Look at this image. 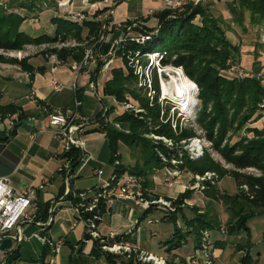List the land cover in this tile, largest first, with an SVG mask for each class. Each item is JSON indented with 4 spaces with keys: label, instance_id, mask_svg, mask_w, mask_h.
I'll return each mask as SVG.
<instances>
[{
    "label": "trees",
    "instance_id": "16d2710c",
    "mask_svg": "<svg viewBox=\"0 0 264 264\" xmlns=\"http://www.w3.org/2000/svg\"><path fill=\"white\" fill-rule=\"evenodd\" d=\"M42 1L50 3L53 0H14V3L9 5L23 10L25 14L7 11L0 5V50L19 51L26 45L63 43L61 47L50 46L41 54L45 59L54 55L60 62L71 60L76 63L83 59L88 48L92 47L99 54L108 52L110 43L102 42L103 44L98 45L96 42L101 26V22L96 17L107 11L106 7L96 10L91 17L85 15L80 22L67 16H52L50 18L54 26L52 33L31 35L22 30L21 24L24 21L35 16V13L43 11L38 3ZM99 1L103 0H87L90 3ZM210 5L211 3L204 2L191 3L180 12L162 9L154 14L156 19L154 25L146 24L148 17L143 20L127 21L124 39L118 44L113 56L119 57L122 64L110 69L103 83L102 95L112 98L115 104L120 106L127 103L131 106L121 109L112 104L106 111L107 117L115 110L112 121L99 116L100 120L104 121L96 128V131L99 130L105 134L111 155L112 172L96 187V191L107 193L116 191L121 185L119 180L124 172L147 176L153 169L158 170L164 167L180 168L192 175L203 176L207 172H217L221 177L224 176L228 171L221 167L208 149H203L201 155L195 156L193 153L190 154L187 147L180 144L182 140L188 142L197 136L194 125H198L203 130L205 138L211 142V147L226 162L238 169L254 168L260 173L256 176L251 173L229 171L238 187L244 184L248 187L252 198L243 192L240 195L222 193L214 185L208 184L209 181L205 182L211 187L208 188L210 190L205 191L206 196L225 205L228 234L236 235L241 230L248 234L246 222L255 214L243 212V202L264 208V124L261 128L251 126L264 116V108L259 106L264 101V70L261 69L260 62L257 60V53L252 63V73L228 77L222 72L233 66L240 67V46L233 43L226 35L230 24L233 23L245 30V17L248 15V21L252 26L262 25L264 28V0L227 2L229 14L226 13L225 17L222 14L214 15ZM133 22L136 25H132ZM131 31H135L139 37H144L143 43L132 40L131 34H127ZM72 40L74 44L66 45ZM263 47L264 45H257L256 52H260ZM151 53L161 55V66L170 64L176 68L181 67L186 80L196 84L199 107L194 122L182 125L179 118L174 120V116H171L169 106L161 105L154 68H152L149 87L144 73L140 75L138 72L139 66L145 67L149 64L147 54ZM0 63L18 65L30 77L35 72L44 71V67L31 65L29 57L18 59L0 53ZM102 64L103 59L100 58L95 65L93 75L98 72ZM13 114H17V121L26 118V115L16 106L0 107L1 119ZM115 123L119 126L116 127ZM15 133L16 127L9 130L8 135L0 137V140L7 141ZM161 137L170 140L171 143H165ZM120 142L130 147L132 152H139L142 163L139 164L136 161L132 167H129L117 161L120 159L118 152ZM79 152V148L70 146L60 155L71 166L78 160ZM74 168L70 167L69 172ZM189 193L190 190H185L178 195L173 201V205H177L176 213L167 211L168 214L164 217L172 221L174 226L169 240L164 242L169 246V250L181 246L186 235L191 233L198 237L199 244L200 231L212 226L210 216L204 211L199 212L200 209L196 206L191 207L192 217L184 216L182 200L188 197ZM60 194H64V188L60 190ZM65 197L71 199L75 205L80 202L78 197H73L70 190ZM109 204L102 198L98 199L92 212L97 218L96 223L99 224L100 217ZM43 207L46 209L47 204ZM92 213L88 212L86 215ZM178 214L187 229H190L189 231L183 232L177 226ZM127 233L120 236H106L104 239L109 245H113L115 239H120L119 237L122 238L120 241L128 242L133 231L129 236ZM84 239H89L87 234ZM210 248L214 250L213 245ZM107 258L111 259L112 255ZM252 261V256L247 251L241 262L251 264Z\"/></svg>",
    "mask_w": 264,
    "mask_h": 264
},
{
    "label": "crops",
    "instance_id": "0c3cea01",
    "mask_svg": "<svg viewBox=\"0 0 264 264\" xmlns=\"http://www.w3.org/2000/svg\"><path fill=\"white\" fill-rule=\"evenodd\" d=\"M118 1V4L113 7V13L108 16L112 22V28L107 35L109 41L106 43L110 44L123 36L124 28L128 26L127 21L143 20L148 17L146 24L151 25L152 21L154 25L156 21V19L154 21V14L163 9L161 0ZM211 1L219 9V14L225 17L228 13L225 10V4L232 0H207L212 4ZM103 7H105L103 1L90 3L87 0H72L69 6L76 11L82 10L88 17ZM51 9L49 7L39 12L37 20L39 21L44 13L51 14ZM52 16L54 15L48 16L49 20ZM132 25L136 24L133 22ZM53 27L50 22V33ZM103 55L106 56L107 53ZM33 59L34 57L29 60L30 64H33ZM102 59L104 62V57ZM40 61L42 62L37 65L44 66V71L35 72L32 77L18 65L0 63V80L8 84L9 89L22 86L30 88V92L24 97L15 96L10 100L4 99V94L0 91V107L16 106L26 115L25 119L33 122L16 127L15 135L7 141L0 140V177H8L13 186L18 188L35 187L38 203L36 208L31 206L26 210L29 218H21L17 224L21 229V238L13 240L10 249L0 250V264H115L113 260L107 258L93 239H84L85 225L74 205L65 195L68 190L74 193L97 187L110 176L111 155L105 134L102 131H96V128L104 121L100 120L99 116L106 117L107 109L112 104H116L112 98L103 95L99 96V99L96 95L94 99L89 98L92 99L89 103L88 99H83V92H92L89 90L90 83L95 84L98 80V73L92 74L93 65L77 72L75 71L76 62L71 60L60 62L54 56H50L46 59L47 62H44L43 58ZM51 63H57V65H53L51 69ZM66 67H69L76 81L66 76L61 77V69ZM104 80L103 78L98 84L104 83ZM88 83L89 87H86ZM56 84L61 86L60 90L54 89ZM76 99L82 102L79 112L87 117L83 131L77 133V138L83 143L87 159L79 162L74 170L69 172L68 162L60 155L63 152L62 142L48 120L49 114L57 111L65 112L72 108ZM113 116L114 114H109L106 119L110 121ZM4 119L2 124L5 129L0 131V137L8 135V127ZM98 170L102 171L100 178H96ZM86 178H89V181H85ZM83 181L86 182L85 185L82 184ZM154 181L153 184L157 185L155 176ZM62 188H64L63 195L60 194ZM45 204H47L46 209L43 207ZM145 209L129 199L117 198L114 203L106 206L100 217L97 231L101 235H108L125 233L130 229L133 234L129 237L128 243L138 246L144 252L171 259L170 264H174L177 257L183 260L192 255H195L198 264L206 261L203 250L198 249V242H195L192 235L187 236L178 248L169 250V246L164 244L172 235L169 229L168 234L157 233L155 241H158L160 245L151 244L146 238L149 232L146 219L156 209L151 208L147 211ZM161 211L164 213L156 218L161 217L166 220L164 217L167 216V211ZM192 213L190 208L183 210L187 218L192 217ZM49 214L52 216V222L49 226H44V221ZM177 221L181 223L183 219L178 217ZM18 227L10 233H19ZM59 240H62V244L54 250V245L55 243L57 245ZM223 241L219 242L217 239L213 241L214 264H227L225 249L221 248ZM162 243L163 246H161ZM185 245L187 246L184 247ZM237 259L239 255L236 256Z\"/></svg>",
    "mask_w": 264,
    "mask_h": 264
},
{
    "label": "rangeland",
    "instance_id": "374dc122",
    "mask_svg": "<svg viewBox=\"0 0 264 264\" xmlns=\"http://www.w3.org/2000/svg\"><path fill=\"white\" fill-rule=\"evenodd\" d=\"M57 1L58 0H53V1H50V3L46 1L38 2L40 5V9L45 10L50 7L52 8L51 9L52 13L51 14L44 13V16L41 17L39 21L37 20L38 14L35 13V16L30 17L31 20L28 19L21 24V29L31 35H37L39 33H50L51 31L50 20L48 16L52 14L54 16L61 15L60 10L58 8L59 5L57 4ZM68 1H69L68 6L69 5L71 6L72 0H68ZM211 2L212 4L210 5V10L212 11L214 15L219 14L220 13L218 12L219 9L215 7V5L213 4V1ZM13 3H14V0H0V5H2L4 9H6L7 11H12L16 13L19 12L21 14H25L23 10H19L17 8L9 6L10 4H13ZM204 3L208 4L207 0ZM68 9L70 8L68 7ZM225 10L226 12L228 11L226 4H225ZM154 21H155V18H154ZM151 23L153 22L151 21ZM130 34L131 36H137L135 31H131ZM226 35L233 43L238 44L240 46V50H241V61H240L241 68L240 69L243 71L244 74L252 73L251 72L252 63H253V60L256 59L255 55L257 53H258L257 60H259L260 62L259 64L261 65V69L264 70V47L260 52H256L255 50V47H257V45H262V46L264 45V28L262 27V25L252 26V24H250V22L248 21V15H246L245 30L231 23L230 27L228 28L226 32ZM69 44H74L73 40L68 41L66 43V45H69ZM97 44L101 45L103 43L98 41ZM62 45L63 43H56L54 45H47V44L26 45L19 51L4 52L0 50V53H3L7 56H14V57H17L18 59L29 57V60H30L31 58L34 57V59L32 60V63L35 64V66L33 64L31 65H33L34 67H44L41 65H37L38 63L42 62L40 61L41 58L45 60L44 62H47L46 59L44 58V55H42L41 52L45 50L46 48H49L50 46L61 47ZM93 55L94 57H96V63H98V60L100 59V54L97 51H94L93 49ZM51 56H54V55H51ZM160 58L150 59V57L147 56L148 63L149 62L151 63L149 64V66L147 64L145 67L139 66L138 72L140 73V75L144 73L145 78H146L145 80L148 82L147 84L149 87L150 82H151L150 79H151L152 68H154V71L156 73L157 80H158V85H159V99H160L159 101L161 105L169 106V112L171 116L172 117L174 116L173 117L174 120L179 118L182 125H187L190 122H194L196 111L199 107V99L197 98L198 88L195 90L193 94L195 102L189 103L192 106L189 111L190 113L185 114L182 111H180L178 107L175 108L176 100L162 96V88H161L162 83L161 82L169 83L173 77L177 76L178 73L181 74L180 69H178L181 67L176 68L170 64L166 66H161ZM121 64L122 63L119 57L110 58L109 64H107L106 67L98 71V74H97L98 80L95 83L97 85L96 94H94L93 92H89V91L87 93L83 92V99H88V103L92 102V99L96 98L95 95L98 96V99H99V96L102 95L103 82L102 84H98V82H101L103 78L106 79L108 77L110 69L113 66H120ZM53 65H57V63H51V69ZM93 66L95 67V65ZM235 67L238 68V66H235ZM222 73L228 77H231V75L233 76L235 75L233 70H231V67L224 70ZM182 74H184V72ZM182 74H181V77L184 83H192L191 81L188 82L186 78L184 77L185 75H182ZM65 76L70 80L71 79L73 81L75 80V76L73 73H71V70L69 69V67L61 69V77L64 78ZM83 85L85 86V83ZM86 87H89V83ZM0 91L1 93L4 94V99L10 100L12 97H15V96L24 97L26 94H28V92H30V88L29 86H22V87H13L9 89V85L6 84L3 80H0ZM89 98H92V99H89ZM164 98H167L169 100L164 99ZM129 106H131L129 103L124 104V105L121 104V106L116 104V107H119L121 109H125ZM114 113H115V110H113L110 114H114ZM110 121H112V119ZM263 124H264V116L260 118L258 121L252 123L251 126H257L261 128ZM114 125L116 127L119 126L116 123ZM194 128L196 130L197 136L190 139L188 142L185 140H182L180 141V144L187 147V149L190 150L191 152L190 154L194 152V154L197 156L201 155L202 153L201 151H203V149H208V151L211 153L213 158L216 161H218L221 167L226 169L228 172L222 177L217 172H207L203 176H200V175H192L191 173L185 170H181L180 168H169V167H164L158 170L153 169L154 171L152 170L147 176L136 174V173L131 174L129 172H124L122 176H130L131 178H134L135 180L136 178H140V181L138 183H135V185L134 183H132L134 186L131 187V190L134 191V198H130L129 200L133 201L135 204H138L140 207L145 206L146 202L149 203L152 200H159V199H163L169 202L171 205H173V201L178 197V195L185 192V190H190L188 197L182 200L183 204L181 205V207H183V210H186L188 208L192 210L191 207L196 206L197 208L200 209L199 212H203V211L206 212L212 219L211 220L212 226H209V229H203L200 231L198 249L202 250L205 247L212 246L213 241L215 239L219 240V242L220 241L222 242V240H224L221 248L225 249L224 255H225V261L227 262V264H242L241 259L246 255L247 251H249L252 256L253 261L251 264H264V208L254 206L247 202H243V212L244 211L254 212L255 214L253 217L249 218L248 221L246 222V226L249 229V233L247 234L246 231L244 232L241 230L236 235H233V234L229 235L227 231V223H226L228 216H227V213L225 212V205L221 204L220 202L210 199L208 196H206V192H205L207 190H210L208 188H211L209 187V185H207V183H205L209 181L208 184L214 185L222 193H226L228 195H240V193L243 192L247 196H249V198H252V195L248 187L245 184L242 185L241 187L240 186L238 187L233 176L231 175L229 171L234 170V171H238L241 173H251L256 176L260 175L259 171H257L254 168L238 169L234 165L226 162L225 159L221 157V155L215 149L211 147V142H209L205 138L203 130L200 129L198 125H194ZM161 139L165 143L167 142L171 143L170 140H167L164 137H161ZM195 141H198L199 146L201 147V149H197V151L195 148H192V146H194L193 143ZM118 152L120 155V159L117 158L118 159L117 161H119L123 165L132 167L136 163V161H138L139 164L142 163V160L140 158V153L132 152L131 148L126 146L122 142L119 143ZM101 174L102 172H100L96 178L98 177L100 178ZM154 176L156 178L157 185H155V183L153 184V182H155ZM84 180L89 181V178H86ZM85 181L82 182L83 185L86 184ZM67 192H69V190ZM97 194L99 196L98 199L102 198L103 201H106L108 198H110L108 195L109 193L105 191L97 192L96 187L91 188L89 190H83V191H78L74 193L72 192L73 197H78L80 199V202L76 204L79 207V211L77 213L79 214L80 218L82 219L85 225V235L86 234L88 235L89 240L93 239L94 242L97 241L96 243L99 245V248L105 253L107 257L112 255L111 260H113L115 264H170V261H172L171 259H168L164 256L159 257L149 252H144L136 245H131L128 242L120 241L122 239L121 237H119L120 239H115L116 241L113 245H109V243H107V241L104 239L106 236H109V237H112L114 235L120 236V234H124V233H110L108 235H101L97 231L98 223L95 222L97 218L92 213L98 203V201L95 199ZM69 200L75 206V204L71 201V199ZM93 202H95L94 205H93ZM159 206H160V203L150 204L147 206L148 209H145V211L151 208L156 209V211L152 212L149 215V218L146 219V223L149 226L148 228L149 232L146 235V238L150 241L151 244L157 243L156 245H160L158 241H155L156 235L158 232H161L164 235V234L169 233V229L171 230V234L174 231V226H173L172 221L167 220V219L163 220L161 219V217L156 218L157 216H161V214L164 213L161 210H165ZM178 206H180V204ZM85 207L88 208V211L85 210ZM176 207L177 205L174 206L175 210L172 211L171 213H174V212L176 213L177 211ZM158 209H160V211ZM88 212L92 214L87 216L86 214H88ZM50 214L49 216H51ZM178 217L181 219L180 214H178ZM47 220L48 218L45 220V223ZM176 224L183 232H187L190 230V229H187L186 225H184V221H182L181 223H178L177 221ZM217 224H218V227H216ZM44 226H46V224ZM221 226L225 227V231H226L225 234H221L220 232ZM131 231L132 230L129 229L127 231L128 233L127 232L125 233H127L129 236ZM190 235L193 236V239L195 240V242H198V237L194 235L193 233L186 235V237ZM47 241L48 240H46V242ZM184 241L182 242V244L184 243ZM127 245L130 246L129 251H126L123 249V247ZM161 246H163V243ZM186 246L187 245H185L184 247ZM238 255H239V259L236 260V256L238 257ZM149 256H153L154 259H156V261L154 262L153 260H150V261L147 260ZM187 263L198 264L195 260V255L189 256L187 258L185 257V259L183 260L177 257L174 264H187ZM199 264H214V261L211 260V261H206V262H202Z\"/></svg>",
    "mask_w": 264,
    "mask_h": 264
},
{
    "label": "built area",
    "instance_id": "2783aa9c",
    "mask_svg": "<svg viewBox=\"0 0 264 264\" xmlns=\"http://www.w3.org/2000/svg\"><path fill=\"white\" fill-rule=\"evenodd\" d=\"M118 0H103V4L108 9L102 14L97 15L96 19L101 22L100 26V34L98 41L99 42H107L109 41L107 39L108 33L111 31L112 28V22L109 20L108 16L113 13V7L116 4ZM163 4V9L171 10V11H177L180 12L186 8L191 3H198V2H205L206 0H161ZM57 4L59 5L58 8L60 10V13L62 16L70 17L71 19L75 21H82L85 18L84 12L82 10L76 11L73 9H68V0H58ZM151 13V12H149ZM31 20V18H30ZM123 36L120 38L112 41L110 44L109 50L107 52V55H101L100 58L102 59L104 57V62L100 66L99 70L106 67L107 64L110 62V58L115 55V50L118 46V44L123 41ZM132 40H135L138 43H143L144 37L139 36H131ZM97 41V42H98ZM150 59L153 58H160L161 55L159 53H151L147 54ZM106 57V58H105ZM109 57V58H108ZM151 62H149L150 64ZM148 64V66H149ZM91 65H96V57L93 55V49L88 48L85 51L83 59L76 63L75 65V71L79 72L80 70L87 68ZM95 68V67H94ZM98 70V71H99ZM231 70L238 75L243 76L244 73L240 69V67L236 68L235 66L231 67ZM98 73V72H97ZM96 73V74H97ZM97 85L94 83H90L89 90H91L94 94L97 92ZM55 90H60L61 86L59 84H56L54 86ZM82 104V102L78 99L74 101V105L72 108L67 109L64 111H57L55 113L49 114V125L54 128L55 134L62 142V150L63 152H66L70 146H75L77 148L82 147L83 143L82 141L77 138V133L82 132L85 126V123L87 122V117L82 115L79 112V106ZM259 106L261 108H264V101H262ZM0 117V123H3ZM6 126L10 128L15 122H17V114L9 115L4 119ZM194 146L192 148L201 149L199 146V142L195 141L193 143ZM202 152V151H201ZM193 155L194 152H193ZM197 156V155H195ZM70 168L68 169V171ZM102 172L101 170L97 171V174ZM140 181V178H131L130 176H122L119 180L120 186L116 191L110 192L108 195L110 198H108L106 201L107 203L112 204L113 201L116 198H134V191L131 190V187L135 185V183H138ZM134 183V185L132 184ZM98 194L95 197V199L98 201ZM160 203L161 208L165 209L168 212H172L175 210L174 206L171 205L169 202L159 199V200H152L149 203L146 202V207L150 204H158ZM95 202H93V205ZM37 207V196H36V188L33 186L26 187V188H18L13 186L10 179L8 177H0V243L4 238H11L12 240H18V238H21V229L17 226L18 222L21 218H29L26 214V210L29 207ZM76 211H79V207L77 205L74 206ZM85 210L88 211V208L85 207ZM52 222V216L48 217V220L44 221V224H50ZM19 231L17 234H11L10 232L13 229L16 228ZM221 234H225V227L221 226L220 228ZM20 236V237H19ZM45 241V239H44ZM62 244V240H59L57 242V247H54V250L58 249L59 245ZM124 250L129 251L130 246H124ZM203 250L204 257L206 261L212 260V254L213 251L211 250L210 246L205 247ZM147 260H153L154 262L156 259H154L153 256H149ZM205 261V262H206ZM209 263V262H208Z\"/></svg>",
    "mask_w": 264,
    "mask_h": 264
},
{
    "label": "bare ground",
    "instance_id": "6f19581e",
    "mask_svg": "<svg viewBox=\"0 0 264 264\" xmlns=\"http://www.w3.org/2000/svg\"><path fill=\"white\" fill-rule=\"evenodd\" d=\"M181 74L178 73L177 76L173 77L169 83L161 82L162 96L176 100L175 103L179 104V110L185 114H188L190 113L189 111L192 107L189 103L195 102L193 94L196 90V85L193 82L184 83L182 81Z\"/></svg>",
    "mask_w": 264,
    "mask_h": 264
},
{
    "label": "water",
    "instance_id": "95a60500",
    "mask_svg": "<svg viewBox=\"0 0 264 264\" xmlns=\"http://www.w3.org/2000/svg\"><path fill=\"white\" fill-rule=\"evenodd\" d=\"M178 69H180L181 73H183L181 68H178ZM195 85H196V84H195ZM195 88L197 89V86H195ZM196 103H197V102H196ZM196 103H195V104H196ZM178 105H179V104H176V103H175V108H177ZM32 123H33V122H32L31 120L22 119V120H20V121L15 122V123H14L10 128H8L7 130L9 131V130L13 129L14 127H18V126H20L21 124H32ZM4 129H5V127L3 126V124L0 123V131H3ZM79 150H80V152H79L78 160H77L74 164H72L70 167H75L79 162L84 161V160L87 159V154H85L84 149H83L82 147H79ZM12 243H13V240H12L11 238H4V239L1 241V243H0V250L10 249L11 246H12Z\"/></svg>",
    "mask_w": 264,
    "mask_h": 264
}]
</instances>
